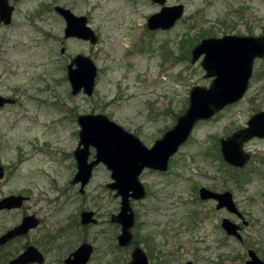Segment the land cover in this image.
Wrapping results in <instances>:
<instances>
[{
    "label": "rangeland",
    "instance_id": "rangeland-1",
    "mask_svg": "<svg viewBox=\"0 0 264 264\" xmlns=\"http://www.w3.org/2000/svg\"><path fill=\"white\" fill-rule=\"evenodd\" d=\"M9 3L15 6L12 22L0 23V94L17 102L0 109V164L5 168L0 198L22 194L28 200L21 208L0 211V234L28 214H35L40 223L2 246L0 254L11 252L10 260L33 244L44 252V264H63L88 241L95 248L88 264L126 263L133 246L117 245L120 225L110 217L119 212L121 198L106 187L112 181L110 170L97 165L84 193L72 182L78 116L103 113L151 147L186 111L191 89L212 80L205 77L201 60L192 63L191 49L206 37L264 34V0H167L168 5L183 4L185 12L175 26L160 31L146 27L148 16L161 8L150 0ZM56 5L85 15L97 42L65 38L66 22ZM185 39L181 49L179 42ZM77 54L89 56L97 66L91 96L71 92L67 64ZM261 110L264 58H257L242 99L197 122L167 171L145 168L140 174L147 195L132 199V230L150 264H245L250 248L264 259V138L245 142L251 159L243 168H231L220 153V138L246 126ZM94 154L91 147L90 158ZM201 186L234 193L249 221L242 228L243 241L221 227L223 217L241 221L216 210L214 201L201 200ZM82 210L95 211L97 223L81 224Z\"/></svg>",
    "mask_w": 264,
    "mask_h": 264
},
{
    "label": "water",
    "instance_id": "water-1",
    "mask_svg": "<svg viewBox=\"0 0 264 264\" xmlns=\"http://www.w3.org/2000/svg\"><path fill=\"white\" fill-rule=\"evenodd\" d=\"M151 1L161 6L159 11L147 18V28L151 30L170 29L184 15L183 4L168 5L167 0ZM13 10L14 6L9 0H0V21L9 24ZM55 10L66 20V37L77 36L93 44L97 42L98 36L88 25L85 15L77 16L70 9L60 5H56ZM257 58H264V34L258 36L225 34L221 37L201 39L191 49V61L195 63L201 59L205 77L212 80L208 86L196 85L191 89L186 111L178 116L176 123L156 139L151 147L146 146L136 134L103 113H86L78 116L81 127L80 139L74 150L78 171L72 182H81L80 191L83 193L97 165L103 163L111 171L112 181L108 182L106 187L114 191L115 197L120 196L121 200L119 212L112 213L110 221L121 226L117 235L120 247L130 245L134 238L132 229L136 215L131 200H139L146 195L140 174L145 168L167 171L171 157L187 141L197 122L212 118L226 106L242 99L249 88ZM97 72V66L89 56L75 55L67 65L72 94L83 92L89 96L93 95ZM14 102L13 97L0 94V109ZM254 137L264 138V110L252 114L246 126L220 138V152L224 161L233 167H245L250 159V153L245 150L244 144ZM91 147L95 149V154L90 160ZM4 176L5 168L0 164V180ZM199 193L202 199H216L218 209L226 208L229 212L237 214L243 224H248L230 190L216 192L201 187ZM27 199L28 197L22 194L4 196L0 198V211L21 208ZM81 222L82 224L97 222L94 211H82ZM39 223L40 220L35 214L25 215L18 224L0 234V247L17 237L25 236ZM222 227L227 235L243 239L238 223L225 217L222 220ZM93 251V245L83 241L64 259L63 264H87ZM248 256L246 264H264V260L255 250L249 249ZM45 261L43 252L30 244L8 260L7 264H44ZM123 264L150 263L145 250L141 245H136L131 252V260ZM185 264L193 262L188 260Z\"/></svg>",
    "mask_w": 264,
    "mask_h": 264
},
{
    "label": "flooded vegetation",
    "instance_id": "flooded-vegetation-1",
    "mask_svg": "<svg viewBox=\"0 0 264 264\" xmlns=\"http://www.w3.org/2000/svg\"><path fill=\"white\" fill-rule=\"evenodd\" d=\"M150 1H151V0H150ZM11 5H12V4H11ZM13 6H14V5H13ZM14 10H15V6H14ZM14 10H13V12H14ZM59 14H60V13H59ZM75 15H76V14H75ZM62 16H63V15H62ZM77 16H80V15H77ZM63 17H64V16H63ZM12 19H13V13H12ZM12 19H11V22H12ZM64 19H65V18H64ZM11 22H10V23H11ZM65 22H66V20H65ZM0 23L5 24L4 22H1V21H0ZM10 23H9V24H10ZM5 25H8V24H5ZM65 27H66V25H65ZM146 27H147V22H146ZM147 29H149V28H147ZM149 30H150V31H160V30H162V29H154V30L149 29ZM64 37H65V38H70V37H76V38H79V37H77V36H69V37H66V36H65V28H64ZM81 39H83V38H81ZM84 40H85V39H84ZM94 44H95V43H94ZM62 49H64V50H62ZM60 51H61L62 54H64V53L66 52V48H65V47H62ZM73 58H74V57H72V59H73ZM72 59H71V60H72ZM71 60H70V62H71ZM70 62H69V63H70ZM69 63H68V64H69ZM68 64H67V65H68ZM9 97H10V96H9ZM13 98H14V97H13ZM14 99H15V102L12 103V104H15V103L17 102L16 98H14ZM4 106H5V105H4ZM4 106H3V107H4ZM79 128L81 129V127H79ZM80 129H79V132H80ZM78 134H79V133H78ZM79 139H80V135H79ZM93 158H94V157H93ZM93 158H90V160L93 159ZM75 159H76V158H75ZM250 159H251V154H250ZM250 159H249V161H250ZM249 161H248V162H249ZM102 164H103V163H102ZM247 164H248V163H247ZM169 165H170V162H169ZM76 166H77V160H76ZM77 171H78V166H77ZM110 172H111V171H110ZM164 172H165V171H164ZM76 173H77V172H76ZM76 173H75V174H76ZM110 175H111V173H110ZM74 176H75V175H74ZM73 179H74V177H73ZM1 180H2V179H1ZM72 181H73V180H72ZM78 183L80 184V188H81V182H78ZM106 184H107V183H106ZM201 187H206V186H201ZM201 187H200V188H201ZM80 188H79V191H80ZM145 188H146V187H145ZM200 188L198 189V195H199V198H200L201 200H204V201H214V202H215V209H216V210H226V211H227L228 213H230L232 216H236V217L241 221V224H240V223H238L237 221H234V220L231 219L232 221L238 223V224L241 226V230H240V232H241V234H242V228H243V226H247V225L249 224V221L245 218V219L248 221V224L245 225V224H243L242 219H241L237 214H234V213L229 212L226 208H220V209H218V208L216 207V206H217V200H216V199H202V198L200 197V193H199ZM207 188H208V187H207ZM84 189H85V188H84ZM108 189H109V188H108ZM209 189H210V188H209ZM211 190H212V189H211ZM226 190H227V189H226ZM112 191H113V190H112ZM213 191H216V190H213ZM80 192H81V191H80ZM216 192H222V191H216ZM231 192H232V191H231ZM81 193H82V192H81ZM83 193H84V192H83ZM146 195H147V189H146ZM146 195H145V197H146ZM233 195H234V193H233ZM25 196H26V195H25ZM145 197H144V198H145ZM142 199H143V198H142ZM234 199H235V197H234ZM27 200H28V199H27ZM133 200H135V199H133ZM139 200H140V199H139ZM131 202H132V200H131ZM235 202H236V200H235ZM236 204H237V202H236ZM237 206H238V205H237ZM238 208H239V207H238ZM239 210H240V209H239ZM82 211H84V210H82ZM82 211H81V212H82ZM91 211H93V210H91ZM240 211H241V210H240ZM81 212H80V223L82 224V222H81ZM243 215H244V214H243ZM94 217L96 218V216H95V211H94ZM244 217H245V216H244ZM37 218H38V217H37ZM223 218H225V217H223ZM223 218H222V220H223ZM227 218H229V217H227ZM96 219H97V218H96ZM229 219H230V218H229ZM39 220H40V219H39ZM95 223H97V222H95ZM95 223H89V224H95ZM135 223H136V222H135ZM89 224H83V225H89ZM133 227H134V226H133ZM221 227H222V221H221ZM35 228H36V227H35ZM33 229H34V228H33ZM222 229L224 230L223 227H222ZM120 230H121V226H120ZM30 231H31V230H30ZM30 231H29V232H30ZM224 232H225V230H224ZM119 233H120V232H119ZM119 233H118V234H119ZM225 233H226V232H225ZM118 234H117V235H118ZM26 235H27V234H26ZM226 235H227V234H226ZM228 236H229V235H228ZM242 236H243V235H242ZM21 237H22V236H21ZM230 237L236 238L235 236H230ZM17 238H18V237H17ZM116 238H117V237H116ZM15 239H16V238H15ZM236 239L239 240L238 238H236ZM13 240H14V239H13ZM239 241H243V239H242V240H239ZM10 242H11V241H10ZM10 242H9V243H10ZM87 242H88V241H87ZM81 243H82V242H81ZM81 243H80V244H81ZM89 243H90V242H89ZM7 244H8V243H7ZM7 244H6V245H7ZM80 244H79V245H80ZM91 244H92V243H91ZM79 245H78V246H79ZM92 245H93V244H92ZM117 245H118V243H117ZM131 245H132L133 248H134L136 245H139V244L136 243L135 240H134V238H133V241H132V243H131L130 245L125 246V247H121V248H127V247H130ZM27 246H28V245H27ZM27 246H26V247H27ZM78 246H77V247H78ZM118 246H119V245H118ZM77 247H76V248H77ZM119 247H120V246H119ZM141 247H142V245H141ZM76 248H75V249H76ZM93 248H94V245H93ZM142 248H143V247H142ZM75 249H74V250H75ZM143 249H144V248H143ZM250 249H252V248H250ZM40 250H41V249H40ZM74 250H73V251H74ZM132 250H133V249H132ZM144 250H145V249H144ZM248 250H249V249H248ZM253 250H254V249H253ZM41 251H42V250H41ZM94 251H95V248H94ZM94 251H93V253H94ZM255 251H256V250H255ZM42 252H43V251H42ZM71 252H72V251H71ZM71 252H70V253H71ZM131 252H132V251H131ZM145 252H146V251H145ZM256 252H257V251H256ZM70 253H69V254H70ZM93 253H92V255H93ZM43 254H44V252H43ZM69 254H68V255H69ZM146 254H147V252H146ZM257 254H258V252H257ZM44 255H45V254H44ZM68 255H67V256H68ZM258 255H259V254H258ZM67 256H66V257H67ZM147 256H148V254H147ZM259 256H260V255H259ZM45 257H46V256H45ZM66 257H65V258H66ZM260 257H261V256H260ZM65 258H64V259H65ZM91 258H92V256H91ZM248 258H249V256H248ZM248 258L246 259V261L248 260ZM261 258H262V257H261ZM148 259H149V257H148ZM262 259H263V258H262ZM90 260H91V259H90ZM130 260H131V259H130ZM263 260H264V259H263ZM63 261H64V260H63ZM187 261H188V260H187ZM191 261H192V260H191ZM246 261H245V264H246ZM89 262H90V261H89ZM89 262H88V263H89ZM192 262H193V261H192ZM88 263H87V264H88ZM149 263H150V261H149ZM122 264H123V263H122ZM184 264H185V263H184ZM193 264H194V263H193Z\"/></svg>",
    "mask_w": 264,
    "mask_h": 264
},
{
    "label": "trees",
    "instance_id": "trees-1",
    "mask_svg": "<svg viewBox=\"0 0 264 264\" xmlns=\"http://www.w3.org/2000/svg\"><path fill=\"white\" fill-rule=\"evenodd\" d=\"M203 33L204 32H206L205 30L204 31H202ZM186 42H187V39H185V40H182V41H180L179 42V44H180V48L181 49H184V47H185V44H186ZM168 49V48H167ZM169 51V50H168ZM170 53V52H169ZM186 55H187V57L189 56V54H190V49L188 48V51H186V53H185ZM165 56H168V53H166L165 54ZM184 56V55H183ZM182 56V58H186V57H183ZM219 156H220V154H219ZM221 157V156H220ZM231 168H233V169H237V168H234V167H231ZM2 247H0V249H1ZM10 254H12L11 252H8V253H1L0 254V264H4L7 260H8V258H9V256H10ZM116 259V258H115Z\"/></svg>",
    "mask_w": 264,
    "mask_h": 264
},
{
    "label": "bare ground",
    "instance_id": "bare-ground-1",
    "mask_svg": "<svg viewBox=\"0 0 264 264\" xmlns=\"http://www.w3.org/2000/svg\"><path fill=\"white\" fill-rule=\"evenodd\" d=\"M19 52H23L24 51V49H20V50H18Z\"/></svg>",
    "mask_w": 264,
    "mask_h": 264
}]
</instances>
